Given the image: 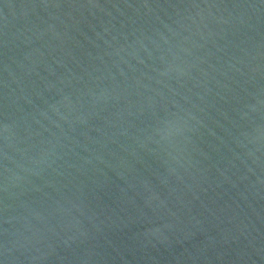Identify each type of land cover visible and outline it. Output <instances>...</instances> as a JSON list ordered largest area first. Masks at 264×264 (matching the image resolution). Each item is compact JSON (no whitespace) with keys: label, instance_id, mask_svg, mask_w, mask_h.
Instances as JSON below:
<instances>
[{"label":"water","instance_id":"95a60500","mask_svg":"<svg viewBox=\"0 0 264 264\" xmlns=\"http://www.w3.org/2000/svg\"><path fill=\"white\" fill-rule=\"evenodd\" d=\"M0 264H264V0H0Z\"/></svg>","mask_w":264,"mask_h":264}]
</instances>
